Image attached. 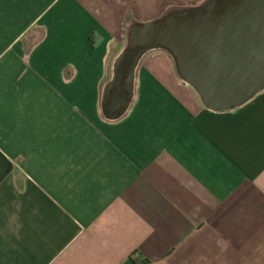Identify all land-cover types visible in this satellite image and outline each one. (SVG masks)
<instances>
[{
    "label": "crops",
    "instance_id": "0c3cea01",
    "mask_svg": "<svg viewBox=\"0 0 264 264\" xmlns=\"http://www.w3.org/2000/svg\"><path fill=\"white\" fill-rule=\"evenodd\" d=\"M205 0H0V264H264V91L206 110L134 23Z\"/></svg>",
    "mask_w": 264,
    "mask_h": 264
},
{
    "label": "water",
    "instance_id": "95a60500",
    "mask_svg": "<svg viewBox=\"0 0 264 264\" xmlns=\"http://www.w3.org/2000/svg\"><path fill=\"white\" fill-rule=\"evenodd\" d=\"M127 40L103 90L106 120L126 113L135 69L150 51L170 56L178 79L210 112L233 111L264 91V0H205L132 24Z\"/></svg>",
    "mask_w": 264,
    "mask_h": 264
},
{
    "label": "flooded vegetation",
    "instance_id": "af4514ba",
    "mask_svg": "<svg viewBox=\"0 0 264 264\" xmlns=\"http://www.w3.org/2000/svg\"><path fill=\"white\" fill-rule=\"evenodd\" d=\"M130 57L128 56L127 57V59L124 61V63H123V67H125V68H127V66H128V64H129V62H130Z\"/></svg>",
    "mask_w": 264,
    "mask_h": 264
},
{
    "label": "trees",
    "instance_id": "16d2710c",
    "mask_svg": "<svg viewBox=\"0 0 264 264\" xmlns=\"http://www.w3.org/2000/svg\"><path fill=\"white\" fill-rule=\"evenodd\" d=\"M127 45H128V43H127Z\"/></svg>",
    "mask_w": 264,
    "mask_h": 264
}]
</instances>
